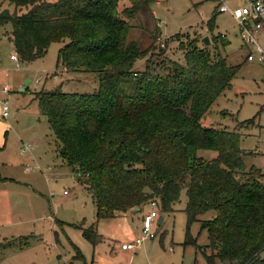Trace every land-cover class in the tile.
I'll list each match as a JSON object with an SVG mask.
<instances>
[{
	"label": "trees",
	"instance_id": "16d2710c",
	"mask_svg": "<svg viewBox=\"0 0 264 264\" xmlns=\"http://www.w3.org/2000/svg\"><path fill=\"white\" fill-rule=\"evenodd\" d=\"M2 0L14 7L0 12V26L11 25L9 40L19 63L44 57L61 42L58 63L66 73H93V94L41 90L33 94L58 143V154L92 198L95 218L110 219L141 211L151 201L172 212L182 190L186 203L183 245H195L192 223L205 230L208 245L198 248L207 264H264V184L261 172L246 171L240 135L202 126L215 101L232 87L236 69L213 58L195 41L181 47L185 65L165 72H137L142 51L128 40L130 23L155 0ZM216 9L208 22L213 30ZM154 36V35H153ZM219 39L218 37H215ZM226 40L221 39L222 46ZM157 45V44H156ZM158 46V45H157ZM164 48L152 51L161 56ZM152 54V53H151ZM199 151L216 154L212 159ZM213 212V217H199ZM59 223V222H58ZM92 247L99 236L94 224L75 226ZM72 245V244H71ZM73 259L87 264L72 245ZM208 251V252H207Z\"/></svg>",
	"mask_w": 264,
	"mask_h": 264
},
{
	"label": "rangeland",
	"instance_id": "374dc122",
	"mask_svg": "<svg viewBox=\"0 0 264 264\" xmlns=\"http://www.w3.org/2000/svg\"><path fill=\"white\" fill-rule=\"evenodd\" d=\"M216 6L214 0H155L150 10L140 11L130 23L128 40L146 51L152 45L151 33L158 31L165 49L161 56H155L152 51L159 46L152 34V54L138 59L134 69L142 73L147 67L153 69L163 62L160 71L163 73L173 63L184 66L181 47L195 41L196 48L203 49L202 40L208 38L207 50L212 59H224L236 69V74L232 87L202 118V126L238 133L240 148L249 153L243 158L246 171L254 166L261 172L259 180L264 184V68L245 61L248 49L241 45L229 14L216 13L213 30L208 28ZM127 8L129 3L120 0L119 11ZM3 10L12 14L14 7L0 0V12ZM11 30L9 24L0 26V109L3 88L10 90L9 115L3 119L0 113V264H81L73 259L72 245L79 248L88 263L93 260L97 264H207L198 249L208 245L207 233L201 230L199 222L189 228L196 244L183 245L186 234L183 190L170 213L147 204L132 215L131 236L118 219L96 220L91 196L59 156L56 138L41 115L38 102L32 98L41 90L50 92L59 87L63 93L93 94L97 90V77L93 73H66L58 63L63 43L57 41L49 46L44 57L16 67L9 59L13 53L8 41ZM221 34L226 37L225 46L221 44ZM218 36L219 39L215 38ZM258 42L264 45V33ZM28 80L29 87L19 91ZM22 143L32 145L26 154L20 153ZM211 154L215 155L210 151L198 152L205 159ZM154 209L158 214L152 228L155 238L127 253L131 259L120 253L122 243L140 236L141 217ZM212 216L213 212H208L198 220ZM56 221L62 222L61 225ZM82 222L83 227L95 224L97 232L104 236L97 248L75 228ZM260 257L264 259V251ZM214 264L223 263L215 258Z\"/></svg>",
	"mask_w": 264,
	"mask_h": 264
},
{
	"label": "built area",
	"instance_id": "2783aa9c",
	"mask_svg": "<svg viewBox=\"0 0 264 264\" xmlns=\"http://www.w3.org/2000/svg\"><path fill=\"white\" fill-rule=\"evenodd\" d=\"M216 3L217 14H229L234 20L236 27V35L242 46L248 49L245 61L247 63H257L264 68V45L258 42V37L264 32V0H214ZM232 4L233 2H236ZM220 38L226 40V37L221 34ZM159 48H164L165 43L161 37L157 38ZM16 67L19 62L16 55L9 57ZM4 99L1 103V117L6 119L9 115V88H3ZM32 145L30 143H22L20 153L26 154L30 151ZM29 170V169H27ZM66 193V192H65ZM64 193V194H65ZM153 208H157V202L149 203ZM158 219V214L154 210L142 216L141 219V234L139 237L121 245L122 250H135L146 240L155 238L152 231L154 222Z\"/></svg>",
	"mask_w": 264,
	"mask_h": 264
},
{
	"label": "crops",
	"instance_id": "0c3cea01",
	"mask_svg": "<svg viewBox=\"0 0 264 264\" xmlns=\"http://www.w3.org/2000/svg\"><path fill=\"white\" fill-rule=\"evenodd\" d=\"M264 33V32H263ZM9 41V45H10V47H11V49H12V54L11 55H16V53H15V50H14V48H13V45H12V43L10 42V40H8ZM10 55V56H11ZM13 62V61H12ZM14 63V62H13ZM15 64V63H14ZM20 149V148H19ZM57 149H58V144H57ZM216 156V154L215 155H212L211 154V156H209V158L208 159H212V158H214ZM62 159V158H61ZM63 160V159H62ZM64 161V160H63ZM65 162V161H64ZM142 211V210H141ZM141 211H136V210H130V211H128V212H126V213H121V214H118V215H115V217H113V218H110V219H118V220H120V221H122L123 222V225H124V227H126V229L129 231V233H130V236H131V231H132V228H131V225H132V223H131V221L133 222V218L131 217L132 215H134V214H136L137 212H141ZM213 217V216H212ZM211 217V218H212ZM142 218V217H141ZM101 220H103V219H101ZM57 223L59 222V221H56ZM139 222H140V219H139ZM60 223V225H61V223L62 222H59ZM82 225H84V222H82L81 223ZM92 225V224H91ZM95 225V224H94ZM76 226V225H75ZM89 227V226H88ZM84 228H87V227H84ZM96 232H97V226H96ZM97 234H98V236H99V240H98V242L96 243V245L93 247V248H97V246L104 240V236L103 235H101V234H99L98 232H97ZM126 235H127V233H125ZM133 235V234H132ZM134 238H136V237H132V238H130L129 240L131 241V240H133ZM111 240L113 239V238H110ZM85 240V239H84ZM86 241V240H85ZM112 241H114V240H112ZM116 242V241H115ZM125 243V242H124ZM124 243H122V244H124ZM144 243V242H143ZM121 244V245H122ZM121 245H120V248H119V250H120V253H123V254H126V256L128 257L129 256V254H127V253H131V252H134L135 250H137L138 248H136L135 250H132V251H130V250H122L121 249ZM143 245V244H142ZM141 245V246H142ZM79 249V248H78ZM111 249H112V251H113V246L111 247ZM130 257V259H131V256H129ZM85 258V257H84ZM86 260V259H85ZM97 261H99V262H102V263H104V261L103 260H101V259H99V258H97ZM107 261V260H106ZM86 263L87 264H97V262L96 261H94L93 262V260L91 261V262H87L86 261Z\"/></svg>",
	"mask_w": 264,
	"mask_h": 264
},
{
	"label": "water",
	"instance_id": "95a60500",
	"mask_svg": "<svg viewBox=\"0 0 264 264\" xmlns=\"http://www.w3.org/2000/svg\"><path fill=\"white\" fill-rule=\"evenodd\" d=\"M202 43L204 44V47H207L208 45H209V40H208V38H204L203 40H202ZM29 85H30V81L28 80L27 82H25V84H24V86L23 87H21V88H19L18 90L19 91H24L25 89H27L28 87H29ZM137 211V210H136ZM162 220H163V218L160 216L159 217V221L160 222H162Z\"/></svg>",
	"mask_w": 264,
	"mask_h": 264
}]
</instances>
